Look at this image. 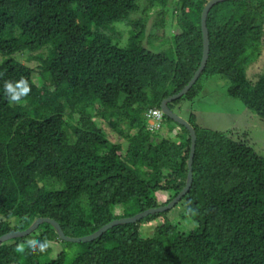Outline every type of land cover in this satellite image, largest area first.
<instances>
[{
  "label": "trees",
  "instance_id": "1",
  "mask_svg": "<svg viewBox=\"0 0 264 264\" xmlns=\"http://www.w3.org/2000/svg\"><path fill=\"white\" fill-rule=\"evenodd\" d=\"M209 1L0 0V237L38 218L54 219L69 237L90 236L183 191L190 133L166 116L167 135L154 132L147 115L200 67ZM207 28V65L169 108L176 112L220 77L230 83L227 95L264 121V73L247 79L264 50V0L218 3ZM24 53L36 67L14 58ZM20 79L31 91L10 103L4 84ZM188 121L197 135L193 183L173 209L88 243L61 241L45 223L1 243L0 264H264V157L232 131L203 128L193 113ZM181 204L183 219L196 223L189 231L170 220ZM156 220L153 235L142 236L141 226ZM32 239L50 246L33 254Z\"/></svg>",
  "mask_w": 264,
  "mask_h": 264
},
{
  "label": "rangeland",
  "instance_id": "2",
  "mask_svg": "<svg viewBox=\"0 0 264 264\" xmlns=\"http://www.w3.org/2000/svg\"><path fill=\"white\" fill-rule=\"evenodd\" d=\"M155 19V13L152 14L147 30H151V26ZM121 24L115 25L116 30L121 29ZM129 28L125 27L123 36L127 35ZM116 40V39H115ZM118 40V38H117ZM125 39H122L124 42ZM30 54L24 53L16 57L21 63L36 67L37 63L30 60ZM264 73V50L260 59L250 68L248 78L252 82H256L257 77ZM230 83L227 79L215 77L210 80L204 87L202 93L193 101H184L176 107V113L180 117L188 121L191 113L197 116V123L203 127L214 131L235 133V137L240 140H246L255 150L257 154L264 157V121L255 113L249 111L239 100L233 99L227 95ZM99 127H103L112 140H116L118 135L110 131V128L101 120H95ZM149 125L151 121L148 122ZM166 136V134H164ZM160 201H166L168 196L159 197ZM117 213H122L121 208L117 209ZM185 214V206L179 205L170 213V220L177 225L180 230L189 231L196 227V223L191 219H183ZM160 224L158 220L151 224L141 226V234L144 237H151L154 227ZM56 251H59L60 242L51 243ZM51 245V246H52Z\"/></svg>",
  "mask_w": 264,
  "mask_h": 264
},
{
  "label": "water",
  "instance_id": "3",
  "mask_svg": "<svg viewBox=\"0 0 264 264\" xmlns=\"http://www.w3.org/2000/svg\"><path fill=\"white\" fill-rule=\"evenodd\" d=\"M226 1H229V0H210L207 3V5L205 6V8L202 12V17H201V30H202V34H203V56H202L201 65L198 68V70L196 71L193 78L190 79V82L184 87V89L180 93L164 99L162 101L161 107H160L164 116H166V117L172 119L174 122L184 126L189 131L190 136H191L190 157H189V161H188V178H187L186 186L183 189V191L170 204H168L164 207H160L157 209H150V210H147L146 212H142V213L135 215L133 217L120 218V219L114 220L90 236L69 237V236L65 235V233L63 232L59 223L56 222L54 219L38 218V219L34 220V223L27 230L22 231V232L10 233V234H7V235L0 237V244L3 242H6L8 240H11V239L27 237V236L31 235L32 233L36 232L38 230L39 226L42 224H45V223L52 225L53 228L55 229V231L57 232L59 238L65 242H68V243H88V242H91V241L98 239L105 232H107L109 229H112L115 226L135 223V222H137L143 218H146V216H148L150 214L169 211V210L173 209L179 203V201L182 200V198L191 189L192 183H193V163H194V157H195V152H196L197 135H196L195 128L189 123V121H187L184 118L177 115V113H175L173 110H171L168 105H169V103H172V102L180 99L184 95L188 94L189 90L195 85V83L197 82V79H199L202 72L204 71V69L207 65V62H208L209 54H210V39H209V31L207 28V18H208L210 10L216 4L221 3V2H226Z\"/></svg>",
  "mask_w": 264,
  "mask_h": 264
},
{
  "label": "clouds",
  "instance_id": "4",
  "mask_svg": "<svg viewBox=\"0 0 264 264\" xmlns=\"http://www.w3.org/2000/svg\"><path fill=\"white\" fill-rule=\"evenodd\" d=\"M31 91V88L29 87V84L26 80L24 79H20L18 82H6L4 84V92L9 100L10 103H19L21 102L23 97H26ZM152 111H160L163 115L162 117V121H161V127L158 130H152L151 129V124L149 125V128L154 131H160V130H165L164 134L167 135L166 133V126L163 124L164 122V114L163 112L160 110H151ZM150 112L148 113V115L150 114ZM176 113V112H175ZM147 115L148 118V122L151 121L152 123V119H150ZM190 123V122H189ZM191 124V123H190ZM193 126V125H192ZM63 241V240H61ZM50 246V242L47 240H39V239H32L27 241V248L30 252H32L33 254L39 252V253H44ZM17 251H24V246H19Z\"/></svg>",
  "mask_w": 264,
  "mask_h": 264
},
{
  "label": "built area",
  "instance_id": "5",
  "mask_svg": "<svg viewBox=\"0 0 264 264\" xmlns=\"http://www.w3.org/2000/svg\"><path fill=\"white\" fill-rule=\"evenodd\" d=\"M148 117L152 119L151 129L158 130L161 127L162 113L160 111H152Z\"/></svg>",
  "mask_w": 264,
  "mask_h": 264
},
{
  "label": "crops",
  "instance_id": "6",
  "mask_svg": "<svg viewBox=\"0 0 264 264\" xmlns=\"http://www.w3.org/2000/svg\"><path fill=\"white\" fill-rule=\"evenodd\" d=\"M196 116V115H195ZM197 117V116H196Z\"/></svg>",
  "mask_w": 264,
  "mask_h": 264
}]
</instances>
